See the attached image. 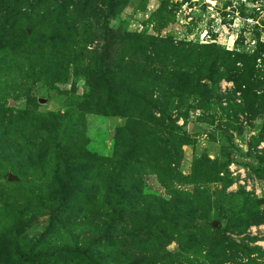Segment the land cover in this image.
Here are the masks:
<instances>
[{
    "label": "rangeland",
    "instance_id": "1",
    "mask_svg": "<svg viewBox=\"0 0 264 264\" xmlns=\"http://www.w3.org/2000/svg\"><path fill=\"white\" fill-rule=\"evenodd\" d=\"M0 121V264H264V0H0Z\"/></svg>",
    "mask_w": 264,
    "mask_h": 264
},
{
    "label": "trees",
    "instance_id": "2",
    "mask_svg": "<svg viewBox=\"0 0 264 264\" xmlns=\"http://www.w3.org/2000/svg\"><path fill=\"white\" fill-rule=\"evenodd\" d=\"M9 132H10V128H9L8 123L5 121H0V140L3 139V141L6 142L9 136ZM23 263H24V259L21 258L18 264H23Z\"/></svg>",
    "mask_w": 264,
    "mask_h": 264
},
{
    "label": "water",
    "instance_id": "3",
    "mask_svg": "<svg viewBox=\"0 0 264 264\" xmlns=\"http://www.w3.org/2000/svg\"><path fill=\"white\" fill-rule=\"evenodd\" d=\"M12 179H13V177L11 175H8V180L10 181Z\"/></svg>",
    "mask_w": 264,
    "mask_h": 264
}]
</instances>
